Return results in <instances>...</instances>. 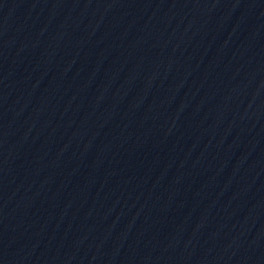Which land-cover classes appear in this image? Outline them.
I'll return each instance as SVG.
<instances>
[{
  "label": "water",
  "instance_id": "95a60500",
  "mask_svg": "<svg viewBox=\"0 0 264 264\" xmlns=\"http://www.w3.org/2000/svg\"><path fill=\"white\" fill-rule=\"evenodd\" d=\"M0 264H264V0H0Z\"/></svg>",
  "mask_w": 264,
  "mask_h": 264
}]
</instances>
